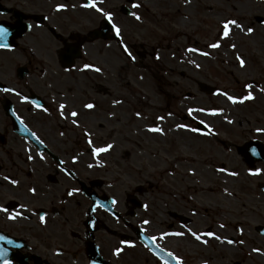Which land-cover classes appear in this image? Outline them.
<instances>
[{
    "label": "flooded vegetation",
    "instance_id": "1",
    "mask_svg": "<svg viewBox=\"0 0 264 264\" xmlns=\"http://www.w3.org/2000/svg\"><path fill=\"white\" fill-rule=\"evenodd\" d=\"M87 2L0 0V25L10 33L3 41L9 47L0 48V206L9 210L0 211V236L19 247L3 241L0 246L9 249L5 258L12 264H176L168 252L182 264H194L187 257L196 249L188 230L199 233L205 209L193 175L235 172L226 181L239 183L241 172L264 173L263 161L249 163L239 154L258 141L264 158V131L251 128L249 120L243 122L246 131L236 130L241 121L236 127L225 120L203 121L200 128L194 118L200 109L183 103L216 107L229 82L238 83L231 72L224 79L227 86L208 84L215 94L201 91L197 74H180L181 82L191 81L204 98L182 94L183 89L172 95L177 96L172 102L193 110L189 116L179 115L176 105L159 102L152 108L137 99L136 65L156 59L153 49L161 50L168 37L178 39L151 27L163 31L175 15L191 29L188 47H198L193 41L197 24L192 28L188 16L196 6L188 0H97V7L112 14L119 36L101 12L82 7ZM58 4L66 8L56 11ZM173 4L176 12H163ZM151 6L162 12H152ZM225 8L238 14L264 12V0H225ZM177 53L180 61L190 62L181 48ZM198 54V60L207 59ZM88 103L94 107L85 108ZM60 104L66 105L63 116ZM71 111L78 115L69 116ZM109 144L107 151L93 154Z\"/></svg>",
    "mask_w": 264,
    "mask_h": 264
},
{
    "label": "rangeland",
    "instance_id": "2",
    "mask_svg": "<svg viewBox=\"0 0 264 264\" xmlns=\"http://www.w3.org/2000/svg\"><path fill=\"white\" fill-rule=\"evenodd\" d=\"M137 1L142 4L144 0ZM188 2L189 5L196 6V12L188 16H190L192 28L194 23L197 24L198 34L193 38V41L198 42V47L195 48L197 51H188L191 29L183 21L181 23L184 24L181 26L175 15L174 21L167 28H163V31L151 27L152 32L157 31L159 35L167 37L172 35L178 39L171 42L168 37L161 50L153 49L152 53L155 51L157 54L156 59L152 57L145 65H136L135 83L132 84L136 90L137 99L152 108L159 102L176 105L179 115L189 116V108L180 107L179 102H172L178 96L179 90H184L182 94L190 91L198 94L199 99L204 98L196 92L191 81L181 82L180 74H197L194 77L198 78L199 82L227 86L228 83L224 79L227 77L226 74L231 72L238 79V83L229 82L231 84L226 89L229 91L227 95L236 98L235 103L228 100L224 94L216 98V107L196 105L184 100L183 103L203 110L194 116L200 121L215 122L223 119L231 121L229 123L232 127H236L237 122L241 121V128L236 130L246 131L243 122L249 120L254 122L251 128L264 129V91H262L264 89V23L260 24L254 20L255 16L264 18V12H241L240 14L227 12L225 0L214 2L188 0ZM146 6L150 7V5ZM206 7L211 9L206 12ZM151 8L152 12H162L154 11V6ZM163 12H176L175 4L166 5ZM230 19L236 20L244 29L251 27L253 32L245 34L235 26H230L229 35L224 37L223 22ZM144 27H139L136 33ZM217 42L219 47H209L210 44ZM170 43L171 46L167 47ZM233 44L235 48L231 47ZM177 48L186 52L190 62L178 59L181 55L177 53ZM200 52L209 53L207 56L204 55L206 60L197 59ZM237 55L245 61L243 67L240 66ZM246 84H251L252 88H246ZM249 92L252 94V99L246 98ZM172 95L177 96L172 98ZM136 123L139 125L138 128H142L143 124ZM229 173L208 172L193 175V184H199L198 189L203 191L200 196L201 211L202 208L205 209L200 217L198 234H201L202 240L207 241L202 243L194 239L196 249L187 256L194 261V264H264V236L255 231L256 226L264 225V191L256 186L264 184V173L253 175L241 172L236 178L239 183L227 182L226 176ZM222 196H225L227 203L222 200ZM208 232L214 235H204ZM228 240L233 243H228ZM241 241L243 243H240ZM253 249H259V251H253Z\"/></svg>",
    "mask_w": 264,
    "mask_h": 264
},
{
    "label": "snow or ice",
    "instance_id": "3",
    "mask_svg": "<svg viewBox=\"0 0 264 264\" xmlns=\"http://www.w3.org/2000/svg\"><path fill=\"white\" fill-rule=\"evenodd\" d=\"M100 2H102V0H100ZM139 6H140V5L137 4V3H133V4H132V7H133V8H137V7H139ZM82 7H85V8L91 7V8H94L97 12H101L102 15H103L105 18H107V20L109 21V23H111L112 29L115 31L116 35H117V36L120 35V28L117 27L116 24L112 23V14L109 13V12H104L102 8L97 7V0H88L87 3H84V4L82 5ZM64 8H66V5H64V4H58V5L56 6V9H55V10H56V11H59V10L64 9ZM130 14L133 15L137 20L140 19V17H139L135 12H132V13H130ZM230 26H235V28L240 29L241 31L245 32V34H250V33L253 32V29H252L251 27H248L247 29H244L243 26H242L241 24H239L236 20H234V19H230V20H227V21L223 22L222 35H223L224 37H227V36L229 35V32H230ZM9 35H10L9 30H8L7 28H5L4 26L0 25V48H7V47H9L7 44H5V43L3 42L4 39H5L7 36H9ZM219 46H220V45H219L218 42H217V43H212V44L209 45V47H211V48H217V47H219ZM231 47L235 48V45L233 44V45H231ZM123 51H124L125 53H127L128 56L131 57L132 54H131V52L128 50L127 46H124V47H123ZM188 51L195 52V51H197V49L190 48V49H188ZM201 55H205V56H207V55H209V53H207V52H201ZM236 58H237V60L239 61L240 66L243 67L244 64H245V61H244L239 55H237ZM133 59H134V57H133ZM88 67H90V66H89V65H85V68H88ZM197 67H199V65H197ZM95 70H96V71H100L99 68H96ZM245 87L251 89V88H252V85H251V84H246ZM2 90L5 91V92L14 91V89H8V88H4V89H2ZM262 91H264V89H262ZM223 94L227 96V99H228V100L232 101L233 103L236 102V98H234V97H232V96H230V95H227L226 92L223 93ZM17 95H19V93H17ZM246 98H247V99H252V98H253L251 92L248 93V95H247ZM21 99H28V98H27V97H21ZM117 102H118V101H117ZM36 106H37V107H43V106L40 105L39 103H36ZM65 107H66V105H64V104H60V105H59V109H60V114H61V116L64 115V111H63V110L65 109ZM84 107H85V108H88V109H91V108L94 107V105L91 104V103H88V104H85ZM43 110H44V111H47V108H43ZM189 111H190V113H191V111H193V110H189ZM198 111H203V110L200 109V110H198ZM213 114H215V113H213ZM68 115L71 116V117H76V116L78 115V113H77L76 111H71V112L68 113ZM137 115H139V113H137ZM160 119H162V118H160ZM72 122H73V124H76V123H77L76 120H73ZM229 122H231V121H229ZM201 123H203V121H201ZM177 127H181V128H182V127H185V126H184V125H177ZM149 130H150V131H162V130L159 129V128H152V129H149ZM192 130L195 131L196 129H192ZM24 131H27V128H25ZM257 131H264V129H257ZM32 135H33V137L37 140L38 143H41V144L43 143L42 141L39 140L38 137L35 136L34 133H33ZM86 135H87V134H86ZM89 143L91 144V141H89ZM111 147H112V145L109 144V145H107V146H105V147L94 148V149H93V154L95 155V154H98V153H101V152L107 151V150L110 149ZM253 153L255 154V150H254V149H253ZM30 158H31V157H30ZM61 163H63V162H61ZM90 166H91V165H90ZM221 171H225V170H224V169H221ZM261 171H262V170H260V169H256L255 171H251L250 174L256 175V174H259ZM229 174H230V175H233V176H234V175H237V173H235V172H230ZM4 179H5V180H8L9 178H8V177H4ZM10 182H11L13 185H15V184L18 183L15 179H12ZM29 191H31V192L34 193V192H35V189H29ZM73 191H75V190H73ZM71 194H72V193L70 192L69 195H71ZM112 202L115 203L114 200H113ZM21 207H24V206L22 205ZM0 211L8 212L9 210H8L7 208L3 207V206H0ZM9 219H16V217H15V216H9ZM40 220H41V222L43 223V222H44V216H40ZM143 223H144V224H148L149 221L145 220V221H143ZM221 227H223V225H221ZM188 231H189V233H190V234H191L196 240L201 241L202 243H207L206 240H202V236H201V234H198V233L192 231L191 229H189ZM164 235H177V236H182V235H184V233H165ZM204 235H207V236H213L214 234L211 233V232H208V233H205ZM151 239H152V240H155L156 238H155V237H152ZM216 239H221V238H220V237H216ZM0 241H3V243H4V244H7V245H13V246H15V247H19L18 245H15V242H14L13 240L8 239V238H6V237H4V236H0ZM227 242H228V243H233V241H231V240H228ZM121 243H122V244H125V243H128V242H127V241H121ZM240 243H243V241H241ZM8 251H9V249L4 248L3 246H0V261H2V264H12V261H11L10 259L5 258V257L7 256V254H8ZM253 251H259V249H253ZM120 252H121V249H120V248H116V249L114 250V254H116V255H119ZM167 255H168L169 257H171L173 260H175V261H176V264H182V260H181L180 258L174 256L173 253L168 252ZM165 264H169V262H168V261H165Z\"/></svg>",
    "mask_w": 264,
    "mask_h": 264
},
{
    "label": "water",
    "instance_id": "4",
    "mask_svg": "<svg viewBox=\"0 0 264 264\" xmlns=\"http://www.w3.org/2000/svg\"><path fill=\"white\" fill-rule=\"evenodd\" d=\"M248 147V146H247ZM242 153L244 154L245 158H248V150L245 149L244 151H242ZM260 234L264 235V226L263 227H258L256 229Z\"/></svg>",
    "mask_w": 264,
    "mask_h": 264
},
{
    "label": "bare ground",
    "instance_id": "5",
    "mask_svg": "<svg viewBox=\"0 0 264 264\" xmlns=\"http://www.w3.org/2000/svg\"><path fill=\"white\" fill-rule=\"evenodd\" d=\"M222 200L225 201V202L227 203V200H226L225 196H222ZM235 225L237 226V224H235ZM236 226H235V227H236ZM239 226H242V224H239Z\"/></svg>",
    "mask_w": 264,
    "mask_h": 264
}]
</instances>
